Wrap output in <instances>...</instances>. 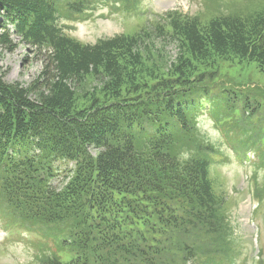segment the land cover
<instances>
[{
  "label": "trees",
  "instance_id": "1",
  "mask_svg": "<svg viewBox=\"0 0 264 264\" xmlns=\"http://www.w3.org/2000/svg\"><path fill=\"white\" fill-rule=\"evenodd\" d=\"M92 1L0 0V48L14 52L15 36L45 59L28 87L0 74V201L44 235L71 224L57 239L77 251L73 261L46 264H194L201 246L221 248L227 235L226 197L209 179L217 149L203 146L194 127L202 97L219 93L203 84L232 59L264 74V8L205 22L170 17V34L159 31L179 54L157 70L164 55L144 56L143 38L83 45L64 34L61 16ZM99 77L105 87L79 99L76 88ZM184 150L193 155L181 165Z\"/></svg>",
  "mask_w": 264,
  "mask_h": 264
},
{
  "label": "rangeland",
  "instance_id": "2",
  "mask_svg": "<svg viewBox=\"0 0 264 264\" xmlns=\"http://www.w3.org/2000/svg\"><path fill=\"white\" fill-rule=\"evenodd\" d=\"M262 8L264 0H93L83 7L77 18L75 14L66 13L59 24L67 37L83 45H93L98 40L115 36L143 38L145 42L141 41V49L144 56L152 52L164 55L153 64L160 70L170 68L179 54L177 42L167 40L159 31L167 29L165 34H170V17H197L205 22L229 13L248 17ZM1 26L0 21V31ZM12 40L16 45L14 52L0 48V74L8 83L28 87L44 69V53L38 54L15 36ZM147 59L153 61L154 55ZM212 71L207 72L210 73L209 78L203 85L219 93L202 102L201 113L210 115L221 133L227 129L228 137L222 133V138L215 144L206 143L203 137L200 141L203 146L215 145L217 149V154L211 159L209 179L216 194L226 197L227 240L222 239L219 242L221 248L217 249L206 248L208 243L201 246L199 250L203 252L197 255L196 264L198 260L200 264H222L223 261L228 264H264V124L255 119L264 118V74L254 63L235 59L220 61ZM106 81L105 77L85 79L76 88L77 97L87 99L86 96L95 89L105 87ZM195 81L196 77L191 78V83ZM221 103L232 108L228 112L219 110ZM82 104L83 101L79 102V105ZM256 140L262 142L257 143ZM235 142H238L237 149L232 147ZM194 145L203 150L198 143ZM235 152L240 160L245 159L248 152H259L262 157L258 167L248 173V167L238 163ZM246 159L253 161V157ZM62 179V176L57 177L53 186L59 187ZM7 208L0 201V216L3 219L0 220V231L13 224L17 227L21 225ZM70 227L71 224L67 229L62 225L53 227L56 230L54 236L51 232L44 235L43 229H40L42 240L24 231L20 238L11 241H4L0 236V264H46L50 258L72 262L77 251L72 250L71 245H61L57 239L60 236L63 238ZM130 237L137 241L136 236H128L125 238L127 243ZM113 254L109 256L113 258Z\"/></svg>",
  "mask_w": 264,
  "mask_h": 264
},
{
  "label": "clouds",
  "instance_id": "3",
  "mask_svg": "<svg viewBox=\"0 0 264 264\" xmlns=\"http://www.w3.org/2000/svg\"><path fill=\"white\" fill-rule=\"evenodd\" d=\"M194 127L206 143L215 144L222 138V133L216 127L215 121L206 112L195 117ZM192 155L189 150L181 151L176 157L177 162L184 165L192 159Z\"/></svg>",
  "mask_w": 264,
  "mask_h": 264
}]
</instances>
